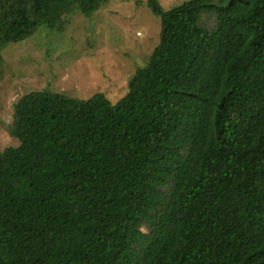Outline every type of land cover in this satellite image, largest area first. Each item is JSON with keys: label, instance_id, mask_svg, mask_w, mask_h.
Wrapping results in <instances>:
<instances>
[{"label": "trees", "instance_id": "obj_1", "mask_svg": "<svg viewBox=\"0 0 264 264\" xmlns=\"http://www.w3.org/2000/svg\"><path fill=\"white\" fill-rule=\"evenodd\" d=\"M53 1L0 0V51ZM146 4L159 43L118 101L13 104L0 264H264V0Z\"/></svg>", "mask_w": 264, "mask_h": 264}, {"label": "rangeland", "instance_id": "obj_2", "mask_svg": "<svg viewBox=\"0 0 264 264\" xmlns=\"http://www.w3.org/2000/svg\"><path fill=\"white\" fill-rule=\"evenodd\" d=\"M190 0H159L165 9ZM99 9L82 14L70 0H54L51 27L0 54L7 70L0 80V149L15 144L13 104L24 94L50 91L80 100L103 93L115 103L127 82L145 66L159 43L161 22L147 0H98Z\"/></svg>", "mask_w": 264, "mask_h": 264}]
</instances>
